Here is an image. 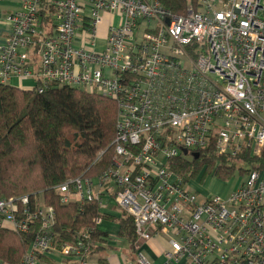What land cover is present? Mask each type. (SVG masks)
I'll list each match as a JSON object with an SVG mask.
<instances>
[{
	"label": "built area",
	"instance_id": "obj_1",
	"mask_svg": "<svg viewBox=\"0 0 264 264\" xmlns=\"http://www.w3.org/2000/svg\"><path fill=\"white\" fill-rule=\"evenodd\" d=\"M19 1L6 18L0 83L81 88L118 108L112 167L58 188L62 205L98 204L93 230L59 243L53 207L0 201V229L35 234L21 264H115L97 258L113 241L97 252L91 237L102 233L107 199L134 221L123 264H264V166L227 198L201 202L194 188L206 167L199 183L170 169L206 150L264 158V0H201L184 16L156 0ZM108 17L118 20L101 45Z\"/></svg>",
	"mask_w": 264,
	"mask_h": 264
},
{
	"label": "trees",
	"instance_id": "obj_2",
	"mask_svg": "<svg viewBox=\"0 0 264 264\" xmlns=\"http://www.w3.org/2000/svg\"><path fill=\"white\" fill-rule=\"evenodd\" d=\"M156 1L172 14L184 16L190 6L197 10L201 0ZM39 88L0 83V201L24 196L33 202L43 200L56 211L57 242L71 243L80 233L95 228L99 206L96 202L82 208L62 205L58 188L80 177H99L112 167L118 108L114 101L81 88L53 85L43 93ZM257 166H264V158L256 160L246 153L220 156L214 150L192 160L179 157L170 162V169L184 183L196 180L204 167L203 181L213 176L225 183ZM117 222L118 237L132 248L136 241L132 217L124 214ZM34 236L0 229V260L21 264ZM91 237L97 252L112 240L98 232Z\"/></svg>",
	"mask_w": 264,
	"mask_h": 264
},
{
	"label": "crops",
	"instance_id": "obj_3",
	"mask_svg": "<svg viewBox=\"0 0 264 264\" xmlns=\"http://www.w3.org/2000/svg\"><path fill=\"white\" fill-rule=\"evenodd\" d=\"M20 10H21V3L19 0H0V45L3 43L5 35L7 34V31H8V26L6 24L7 16L13 12H17ZM114 20H118V19L113 18V17L106 18V23L100 28V37L99 38H100V44L101 45L105 42L109 24ZM10 85L15 86V87H19V88H23V89L24 88L27 89V88H30L32 86V83L30 81L13 80L10 83ZM200 191L204 195L222 194L224 191V188H221V189L219 188L217 190L207 188V189H202ZM107 205H108V208H107L106 216L113 217L116 220L105 219V221H103L102 225L100 226V229H101L102 234L109 235L112 238L111 241H113L115 238H119L118 234H119L120 228H119V224L117 221L121 218L120 217L121 213L118 211L116 206H114V204L109 201V199H107ZM104 252H106V251H104ZM156 252L158 253L157 250H156ZM117 263L118 262L115 261V264H117Z\"/></svg>",
	"mask_w": 264,
	"mask_h": 264
},
{
	"label": "rangeland",
	"instance_id": "obj_4",
	"mask_svg": "<svg viewBox=\"0 0 264 264\" xmlns=\"http://www.w3.org/2000/svg\"><path fill=\"white\" fill-rule=\"evenodd\" d=\"M203 178H204V176H203ZM208 178L203 181V179H201V175H200V176H198V178L196 180L193 181V182L199 183V181L201 179V181L203 182L197 187V189H196V187L194 188L196 191L199 192L198 194H199V201L200 202L202 201L201 198L204 195L200 190L207 189V188L214 189V190H217L219 188L220 189L224 188L223 195H224V198H227L228 195L230 194V192H232L241 182L246 181L247 176L246 175H240L237 173L234 176V178L227 180V182H225V183H227V187L224 185V183H222L218 180H211ZM113 243L115 244L114 248L107 250L106 252L102 253L101 255H98L97 258H100V257L105 255V257H104L105 261H107L111 258H115V261L119 262L120 264H123L125 261H126V263H130L129 257H130L131 246H130L129 242H127L126 240L121 239V238H115L113 240ZM155 244L158 246L157 242H155ZM162 250L163 249H161V251Z\"/></svg>",
	"mask_w": 264,
	"mask_h": 264
},
{
	"label": "water",
	"instance_id": "obj_5",
	"mask_svg": "<svg viewBox=\"0 0 264 264\" xmlns=\"http://www.w3.org/2000/svg\"><path fill=\"white\" fill-rule=\"evenodd\" d=\"M187 154V152H185ZM198 157V156H197Z\"/></svg>",
	"mask_w": 264,
	"mask_h": 264
}]
</instances>
